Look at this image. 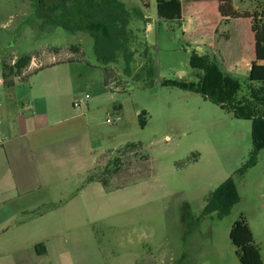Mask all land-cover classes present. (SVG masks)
Segmentation results:
<instances>
[{
    "label": "rangeland",
    "instance_id": "rangeland-1",
    "mask_svg": "<svg viewBox=\"0 0 264 264\" xmlns=\"http://www.w3.org/2000/svg\"><path fill=\"white\" fill-rule=\"evenodd\" d=\"M64 2L0 0V80L2 65L22 55H31L26 72L43 66L73 79L77 92L56 133L64 144L74 137V158L52 187L62 199L79 193L82 219L71 230L90 232L97 264H241L229 239L240 215L264 262V147L240 175L253 148L251 120L203 93L204 56L240 83L235 99L264 81V21L254 20L251 31L249 20L222 19L214 38L198 35L194 13L185 12L184 23L158 17L156 0ZM203 5L212 17L213 4ZM234 5L252 10L255 3ZM243 42L239 60L227 65L226 52L235 55ZM230 176L238 201L227 212H208Z\"/></svg>",
    "mask_w": 264,
    "mask_h": 264
},
{
    "label": "crops",
    "instance_id": "crops-1",
    "mask_svg": "<svg viewBox=\"0 0 264 264\" xmlns=\"http://www.w3.org/2000/svg\"><path fill=\"white\" fill-rule=\"evenodd\" d=\"M207 8L201 5L188 11L197 15V26L216 17L214 12L210 17ZM184 14L179 19L183 23ZM222 19L207 35L214 36ZM254 51L253 42L250 52ZM238 60L225 62L231 66ZM42 67L25 71L26 80L12 87L0 80L4 86L0 91V264H97L90 232L80 236L71 230L82 219L79 193L62 199L52 187L64 174L65 163L74 158V137L64 144L56 127L67 119L66 100L75 98L76 85L68 74L45 72ZM81 188L86 191L88 186Z\"/></svg>",
    "mask_w": 264,
    "mask_h": 264
},
{
    "label": "trees",
    "instance_id": "trees-1",
    "mask_svg": "<svg viewBox=\"0 0 264 264\" xmlns=\"http://www.w3.org/2000/svg\"><path fill=\"white\" fill-rule=\"evenodd\" d=\"M70 0H65V4ZM240 1H252L255 3L252 10H239L234 5V0H156V11L160 18L168 20H179L183 13L190 11L191 9L201 8V5L205 3H212L215 11L218 13L216 17L212 19L209 24H203L201 21L197 26L198 35H204L211 32L212 28L215 26L219 17L223 18L227 22L230 21H248L251 27V23L254 20L264 21V0H240ZM66 7V5H65ZM213 9V8H212ZM213 9V12H215ZM209 11V8H207ZM206 10V12H207ZM56 15V13L52 14ZM202 17V16H201ZM211 17V15H210ZM206 17H202L201 20L205 21ZM89 27L85 26V30ZM93 29V27H91ZM246 32V30H245ZM211 34V33H210ZM225 42L229 43V46H233L231 39L227 41L228 34H225ZM215 38V33L214 36ZM248 34L244 37L247 40ZM239 43L237 46L238 51L234 55L232 51L226 52V62L231 63L237 60L245 45ZM78 53V49H75ZM71 59V58H70ZM206 61L207 73H206V88L203 90L204 95H206L215 104L221 106L224 109L232 112V114L237 118H244L251 120V138L253 143V148L250 152V161L239 170V174L243 175L244 170L248 166H252L257 161V154L261 148L264 147V81L250 87L251 91L248 96L241 99H235V96L240 89V83L227 74L221 72L218 66L210 62L206 56H204ZM31 55H22L16 57V59L11 64H3L1 68V78L2 83L5 87H12L16 83L23 82L27 78V74H23L25 70L30 67ZM105 85H109L110 78L108 70H104ZM144 112L139 114V123L144 126L146 121L144 117ZM135 143H130L129 145H134ZM118 158H115L114 162L117 164ZM117 171V165L112 168V172ZM88 181H98L100 182L105 190L109 191L110 187L105 179H100L92 177L88 178ZM219 199H211L207 205V211L211 212L215 209V206L221 208V213L227 212L229 207L238 201L237 191L233 178L230 176L223 182L216 193ZM223 197V198H222ZM216 210V209H215ZM229 239L232 244L236 247V255L239 258L241 264H264L260 252V248L254 241L253 232L247 223V220L240 215L236 219L229 231Z\"/></svg>",
    "mask_w": 264,
    "mask_h": 264
},
{
    "label": "built area",
    "instance_id": "built-area-1",
    "mask_svg": "<svg viewBox=\"0 0 264 264\" xmlns=\"http://www.w3.org/2000/svg\"><path fill=\"white\" fill-rule=\"evenodd\" d=\"M88 98H89V94H85L84 98H81L80 101H79V100L76 101L75 104H76V103H81V102H83L84 100H86V99H88ZM119 119H120V115H119V114H116L113 118L107 117V121H108L109 123H115V122H117ZM1 142H2V140L0 139V143H1Z\"/></svg>",
    "mask_w": 264,
    "mask_h": 264
}]
</instances>
